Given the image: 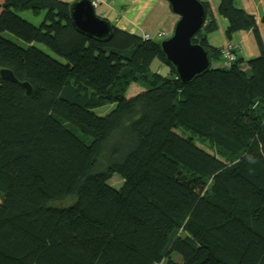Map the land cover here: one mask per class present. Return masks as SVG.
Segmentation results:
<instances>
[{
	"label": "trees",
	"instance_id": "obj_1",
	"mask_svg": "<svg viewBox=\"0 0 264 264\" xmlns=\"http://www.w3.org/2000/svg\"><path fill=\"white\" fill-rule=\"evenodd\" d=\"M200 1L192 40L222 62L184 84L160 40L100 14L113 37L91 39L69 0H0V70L17 79L0 76V264H264V41L239 0H219L225 38L252 31L258 47L226 66Z\"/></svg>",
	"mask_w": 264,
	"mask_h": 264
},
{
	"label": "water",
	"instance_id": "obj_2",
	"mask_svg": "<svg viewBox=\"0 0 264 264\" xmlns=\"http://www.w3.org/2000/svg\"><path fill=\"white\" fill-rule=\"evenodd\" d=\"M167 1L178 20L171 36L160 40V46L166 62L174 67L177 77L186 84L206 72L212 63L209 50L192 40L204 23L205 8L200 0ZM70 19L77 31L91 39L108 42L113 37L111 21L97 14L92 0L72 1ZM0 76L17 82L8 69L0 70ZM22 86L28 94L31 92L29 83L23 82Z\"/></svg>",
	"mask_w": 264,
	"mask_h": 264
},
{
	"label": "crops",
	"instance_id": "obj_3",
	"mask_svg": "<svg viewBox=\"0 0 264 264\" xmlns=\"http://www.w3.org/2000/svg\"><path fill=\"white\" fill-rule=\"evenodd\" d=\"M74 1V0H69ZM97 3V9L101 16L112 17V21L120 29H127L132 33L140 36L150 34L154 40H159L157 32L165 31L166 35H171L177 23L178 16L175 15L169 6L167 0H92ZM211 9L218 20V30L224 33L227 26V20L218 14L219 0H209ZM244 9L253 14L259 25L260 33L264 41V22L262 15L264 13V0H239ZM121 5V6H120ZM240 41L255 42L252 31H239ZM157 34V35H156ZM156 35V36H155ZM234 38V36H233ZM233 41V39L231 40ZM238 53H242L244 46L239 42ZM247 57H252L258 54V48L250 45L246 48ZM246 58V59H248ZM245 59V60H246ZM161 66V65H160ZM159 66V68H161Z\"/></svg>",
	"mask_w": 264,
	"mask_h": 264
},
{
	"label": "rangeland",
	"instance_id": "obj_4",
	"mask_svg": "<svg viewBox=\"0 0 264 264\" xmlns=\"http://www.w3.org/2000/svg\"><path fill=\"white\" fill-rule=\"evenodd\" d=\"M121 6V5H120ZM97 12L99 13V9H97ZM20 15L26 19V20H29L30 22L36 24V25H39L43 19H44V15H45V12L42 11L40 14H35L32 10H24V11H20L19 12ZM110 19H112V17H108ZM157 34L161 35V36H165L166 35V32L165 31H159L157 32ZM156 34V35H157ZM4 35L5 37H8L10 39H12L13 41L17 42L18 44L24 46L26 45V43L21 40L20 38H18L17 36H15L14 34H12L11 32H8V31H5L4 32ZM145 35H149V38H151V35L150 34H145ZM144 35V36H145ZM155 35V36H156ZM238 35H241L239 32L235 33L234 34V38H233V41H230V40H227L225 38V35L224 33L220 32L219 30L211 33L209 35V41L215 45V46H223L225 43H228V44H233L234 45H237L239 42H241V45L244 46V49L242 50L243 52L242 53H238V55L242 58H248L247 57V53H246V48L249 47L250 45H254L255 47H257V44L256 42L254 41H251V43L249 44V42H244V41H240L238 39ZM171 35H167L166 37H163V38H160L159 40H162V39H165V38H169ZM38 47L42 48L43 50H45L46 52L48 53H52V55L54 56H57L55 53H53L47 46L43 45V44H40V43H37ZM258 48V47H257ZM255 56V55H254ZM59 57V56H57ZM60 58V57H59ZM250 58V57H249ZM62 59V58H60ZM221 62L220 60L218 59H214V61H212V64L214 66H219L221 65ZM161 65V66H160ZM159 66L161 68H159ZM151 69L153 71H159V72H162V73H166L168 71V67L164 64H162L158 59H155L151 65ZM143 84L141 83H136V82H133L129 89L127 90L126 92V96L127 97H130L140 91H142L144 89V86H142ZM114 107V104L112 103H108L104 106H101V107H98L96 108V111L99 113V114H106L108 113L112 108ZM197 138H200L199 136H197ZM197 142L198 144L202 145L203 147L207 148L208 150H210L211 152H215V149L213 146H211L208 142L204 141V140H201V139H197ZM109 182L114 185V186H120L121 182H122V179L121 177L118 175V174H114V176L109 180Z\"/></svg>",
	"mask_w": 264,
	"mask_h": 264
},
{
	"label": "built area",
	"instance_id": "obj_5",
	"mask_svg": "<svg viewBox=\"0 0 264 264\" xmlns=\"http://www.w3.org/2000/svg\"><path fill=\"white\" fill-rule=\"evenodd\" d=\"M144 38L148 39L149 35H145ZM234 48L235 45L233 46V44H228V43H225L221 48V58L226 66L232 65L237 59V54Z\"/></svg>",
	"mask_w": 264,
	"mask_h": 264
},
{
	"label": "clouds",
	"instance_id": "obj_6",
	"mask_svg": "<svg viewBox=\"0 0 264 264\" xmlns=\"http://www.w3.org/2000/svg\"><path fill=\"white\" fill-rule=\"evenodd\" d=\"M93 3H94V5L96 6L97 5V3L96 2H94L93 1ZM98 14V13H97ZM99 15V14H98ZM100 16V15H99ZM115 24V23H114ZM143 38H144V36H142ZM158 37H161V38H163V37H165V36H159V34H158ZM148 39H150V38H148Z\"/></svg>",
	"mask_w": 264,
	"mask_h": 264
}]
</instances>
